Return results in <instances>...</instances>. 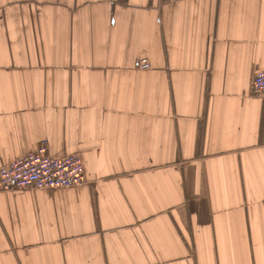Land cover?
Masks as SVG:
<instances>
[{
    "label": "crops",
    "instance_id": "0c3cea01",
    "mask_svg": "<svg viewBox=\"0 0 264 264\" xmlns=\"http://www.w3.org/2000/svg\"><path fill=\"white\" fill-rule=\"evenodd\" d=\"M147 59L151 70L139 68ZM264 0H0V264H264Z\"/></svg>",
    "mask_w": 264,
    "mask_h": 264
},
{
    "label": "built area",
    "instance_id": "2783aa9c",
    "mask_svg": "<svg viewBox=\"0 0 264 264\" xmlns=\"http://www.w3.org/2000/svg\"><path fill=\"white\" fill-rule=\"evenodd\" d=\"M172 2L175 0H163ZM139 68L151 70L147 59H141ZM252 95L264 98V70L258 71L252 80ZM85 169L80 154L64 158L51 157L44 142L35 153L13 161L0 168V193L30 190H59L84 185Z\"/></svg>",
    "mask_w": 264,
    "mask_h": 264
}]
</instances>
